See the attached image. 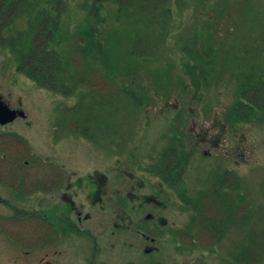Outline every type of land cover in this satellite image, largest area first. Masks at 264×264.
<instances>
[{
	"label": "rangeland",
	"instance_id": "obj_1",
	"mask_svg": "<svg viewBox=\"0 0 264 264\" xmlns=\"http://www.w3.org/2000/svg\"><path fill=\"white\" fill-rule=\"evenodd\" d=\"M179 3L183 6L180 12L173 10L165 39L159 41L158 48L146 58L137 57L143 56L141 54L136 57L128 54L131 45L129 28L113 19L116 15L114 5L105 7L102 31L107 41L106 65L104 68L95 57H87L89 82L80 90L94 94L96 100H102L100 95L106 94V98L116 102L117 107V102L131 101L126 98L124 90L131 89L137 91V97L144 103L134 115L131 110L113 111L114 123L119 126L111 130V133H117V136H111L115 145L110 144L109 137L92 142L93 139L87 138L88 132H75L81 130V126L78 122L71 124L68 110L77 108L81 91H75L72 97L37 86L18 70L14 54L0 46V96L10 107L21 108L26 115V120L17 119L0 126V165H55L64 171L79 169L82 172L99 168L106 170L112 189L114 184L127 183L125 172L143 176L138 168L160 151L179 154L184 150L188 159L179 193L193 196L210 184L214 174L222 171L218 169L229 170L228 174L242 183L239 192L243 209L237 210L234 223L219 240L206 236L204 232L198 234L200 246L194 255L199 259L194 263L264 264V256L245 259V262L235 260L240 251L238 247H247L248 234L264 236V115L255 114L245 123L235 125L228 120V112L239 98L242 74L249 73L250 66L256 72L264 70V56L256 61L249 58L253 56L249 52L256 46L259 48L256 55H262L264 0H180ZM80 5V0H65L59 31L61 38L56 46L59 53H68L77 47V33L85 19ZM23 25L17 21L15 28L20 29ZM241 41L242 50L239 51ZM199 58L208 59L201 74H213L205 81L200 79L198 87L192 74L193 68L200 65ZM89 63L92 66L89 67ZM97 67L100 71L93 72ZM71 72L74 73L70 75L71 81L84 73L81 70ZM215 120L224 126V137L213 151L208 150L210 157L205 158L198 154L201 147L196 145V136L212 127ZM90 130L94 131L93 128ZM14 136H19L21 141ZM115 165L117 170L106 169ZM4 178L0 174V182ZM155 184L156 179H148V193L155 192ZM0 196L3 200L9 196L2 183ZM10 197L16 201L15 194L10 193ZM14 201L0 202V216H8L16 206L34 207L30 202L16 204ZM168 208L173 222L183 229L188 225L191 228L193 216L190 211H178L174 199ZM6 228L0 220V264H13L18 252L3 237ZM192 230L188 232L190 238L195 233ZM183 244L190 247L192 241L184 238ZM125 256H119L120 263ZM183 262L193 264L185 251Z\"/></svg>",
	"mask_w": 264,
	"mask_h": 264
},
{
	"label": "flooded vegetation",
	"instance_id": "obj_2",
	"mask_svg": "<svg viewBox=\"0 0 264 264\" xmlns=\"http://www.w3.org/2000/svg\"><path fill=\"white\" fill-rule=\"evenodd\" d=\"M8 107L16 113L22 111ZM215 121L196 136V145L201 147L198 154L205 158L224 137V126ZM167 153L172 155L160 151L149 157L138 168L143 176L125 172L127 183L114 184L112 189L106 170L99 168L82 172L64 171L55 165H0L1 177H5L0 183L9 191L5 199L14 201L12 193L16 204H34L31 209L16 206L8 216H0L7 226L3 237L18 252L13 264H184V251L193 264H199L194 263L199 259L194 255L200 246L197 237L190 238L187 229L173 222L168 208L174 199L176 209L184 213L187 203L196 202L199 190L193 196L179 193L184 156ZM115 162L119 165L117 158ZM148 177L156 179L153 193H148ZM6 200L0 196L1 203ZM184 238L192 246H184ZM121 254L126 255L122 263Z\"/></svg>",
	"mask_w": 264,
	"mask_h": 264
},
{
	"label": "trees",
	"instance_id": "obj_3",
	"mask_svg": "<svg viewBox=\"0 0 264 264\" xmlns=\"http://www.w3.org/2000/svg\"><path fill=\"white\" fill-rule=\"evenodd\" d=\"M80 1V8L85 13V19L77 33V47L68 53H59L56 46L58 45L57 40L61 38L59 31L62 25L65 0H0V46L14 54L18 70L37 86L56 90L62 95L72 97L76 93L75 91H81L78 94L77 108L68 110L71 124L78 122L81 126V130H75V132L77 134L88 132L87 138L93 139L90 140L92 142L109 137L110 144L115 145L111 136H117V133H111V130L119 128V126L114 123L113 111L131 110V115H134L136 114L135 110L143 108L144 103L141 98L137 97V91L128 89H124L125 96L131 101L129 103L117 102V107H115L116 102L106 98V94L100 95L103 97H101L102 100H96L93 98L94 94L80 90L85 88L89 82L90 69L85 63L87 57L89 59L95 57L96 61L100 62V66L106 65L107 41L102 31L105 22V7L114 5L116 15L113 16V19L119 25L124 23L129 28L131 45L128 54H133L135 57L141 54L143 56L137 57L146 58L158 48L159 41L165 39L167 27L172 21L173 10L179 11L183 4L179 3L180 0ZM204 7L208 9L205 4ZM17 21L23 22L22 28H15ZM246 29L243 30V33ZM241 47L242 41L239 44V51L242 50ZM256 47L249 52L253 55L249 58L255 59L254 61L264 56V44L260 47L262 50L260 56L256 55L259 51V48ZM212 50L215 52L214 49ZM199 59L200 65L198 68H193L192 74L198 87L200 79L205 81V78L213 74V72L201 74L208 59ZM90 66H92L91 63H89ZM78 70L84 73L71 81L70 75H74L71 71ZM248 70L249 73L242 74L239 98L228 112V120L234 125L245 123L255 114L264 115V70L256 72L251 66ZM98 71L100 69L97 67L93 72L97 73ZM90 128H93L94 131H91ZM92 132L95 134L91 135ZM14 137L21 141L19 136ZM165 154L172 155L167 152ZM179 154L184 156L183 165L185 166L188 155L184 150ZM228 172L225 170V172L214 174L210 184L195 195L196 202L191 201L186 204L187 210L193 215L191 228L188 225L187 230L193 229L194 236L197 238L198 234H201L200 232H204L206 236L219 240L226 235L234 223L237 210L241 211V207L243 209L242 196L239 192L242 183ZM241 222L245 224L243 220ZM249 236L255 239H251ZM248 238L247 247L242 245L238 247L240 251L235 256L236 261L245 262V259H261L264 256V243L262 245L264 236L248 234Z\"/></svg>",
	"mask_w": 264,
	"mask_h": 264
},
{
	"label": "water",
	"instance_id": "obj_4",
	"mask_svg": "<svg viewBox=\"0 0 264 264\" xmlns=\"http://www.w3.org/2000/svg\"><path fill=\"white\" fill-rule=\"evenodd\" d=\"M17 117H24L23 113H16L13 110H10L0 98V126H4L12 123Z\"/></svg>",
	"mask_w": 264,
	"mask_h": 264
}]
</instances>
